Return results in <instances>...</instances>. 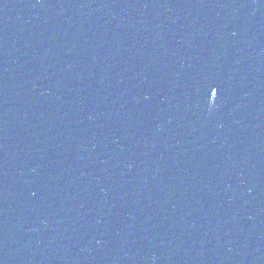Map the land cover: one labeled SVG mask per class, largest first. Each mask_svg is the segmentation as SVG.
<instances>
[{"label":"water","instance_id":"obj_1","mask_svg":"<svg viewBox=\"0 0 264 264\" xmlns=\"http://www.w3.org/2000/svg\"><path fill=\"white\" fill-rule=\"evenodd\" d=\"M0 264H30L0 169Z\"/></svg>","mask_w":264,"mask_h":264}]
</instances>
